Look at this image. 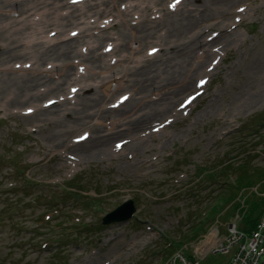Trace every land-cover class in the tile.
I'll return each mask as SVG.
<instances>
[{"label":"rangeland","instance_id":"1","mask_svg":"<svg viewBox=\"0 0 264 264\" xmlns=\"http://www.w3.org/2000/svg\"><path fill=\"white\" fill-rule=\"evenodd\" d=\"M97 1L100 0H89V3ZM119 1L114 4L117 8L122 7ZM166 1L162 6L144 10L143 15L147 18L155 15L157 20L166 14L174 17L181 12V6L188 8L200 3L183 0L176 10L169 11ZM83 3L87 5V2ZM239 4L252 7L234 26L240 33L239 42L216 55L211 73L198 76L199 84L182 90V95L179 93L174 103L181 101V111L166 116L162 126L153 128V137L146 140L150 148L147 151L134 154L125 145L113 155H97L79 161L71 149L49 144L46 135L59 126L55 123L42 125L38 117L44 114H38L37 110L24 114L21 107L27 104H10L7 109L0 110V264H163L164 254L171 250L169 241L181 244L196 226L207 223L208 215L204 213L210 206L222 204L217 209L221 213L218 219L222 224L227 222L230 207L211 196L217 195L223 183H230L238 175L237 170L230 173V168L248 162V166L264 170V98L249 110L237 111L235 106L238 98L259 90L261 80L255 79L252 68L258 62L264 67V0H240L236 5ZM258 4L263 6L256 8ZM95 5L93 3V7ZM88 15L89 12L82 15L81 20L85 17L83 24L96 21L95 34L102 31L115 38L96 40L94 50L102 54L103 63L113 66L107 74L119 72L120 75L117 70L125 62L119 58L126 50H118V44L122 42L118 39V28H104L103 22H99L103 19L111 25L118 23V18ZM135 16L125 19L135 21L136 25L139 22L136 23ZM52 27H44L38 36L45 39L44 30ZM211 29L203 34H208ZM51 37L59 41L62 33L57 31ZM95 38L93 35L88 40ZM73 39L78 40V36ZM144 40L133 42L136 45L132 50L134 56L144 55L149 51L147 47L156 46L148 39ZM80 43H74L77 52ZM105 43H112L107 52L103 48ZM157 58L152 60L157 61ZM72 71H75L74 67ZM67 84H64L63 94ZM123 89L105 99L104 106L113 103L109 101L124 93L126 89ZM92 91L77 90L67 106H77V99ZM131 99L122 105H128ZM151 99L155 100L156 96ZM105 117H100L99 122L107 124ZM81 132L87 134L85 129L78 128L69 134L70 138ZM88 133L91 135L90 130ZM88 140L85 139L81 146L87 145ZM110 145L112 147V143ZM12 154L19 158L14 175L10 165L15 160L9 158ZM204 177L208 178L205 180ZM212 177H216L214 182ZM71 178L74 181L72 187L66 184ZM254 187L243 186L231 203L241 202L247 207L249 196L264 197L263 189ZM221 193L226 198V192ZM126 198L132 201L133 214L124 221L101 223L100 217ZM225 231L226 228L220 234ZM188 241L186 239L185 243ZM213 249L198 251L200 256L211 253L203 262L220 263L228 258L229 254H216Z\"/></svg>","mask_w":264,"mask_h":264},{"label":"bare ground","instance_id":"2","mask_svg":"<svg viewBox=\"0 0 264 264\" xmlns=\"http://www.w3.org/2000/svg\"><path fill=\"white\" fill-rule=\"evenodd\" d=\"M117 1L100 0L89 3L87 0V5L82 2L72 8L68 5L69 0H0V110L7 109L10 104H27L21 109L33 107V111L44 114L38 117L42 125L55 123L59 126L56 131L46 135L49 144L55 148L71 149L79 161L97 155H113L125 145L134 154L150 149L146 140L153 137L152 127L162 124L166 116L179 113L178 103H174L176 97L179 93L182 95V90L186 91L199 84L198 76L211 73L218 53L231 49L239 42L240 33L234 26L239 24L248 10H252L249 5L247 8L241 4L236 5L240 0H194L200 3L188 8L181 6L178 16L170 17L166 14L164 18L157 20L155 15L147 18L143 11L157 5L162 6L164 0H120L121 8L114 6ZM170 1L167 0L165 5ZM93 3L96 4L94 7ZM176 4L174 2L171 7L177 8ZM262 6L263 4H258L256 8ZM243 8L244 11H239ZM36 9L40 11L29 18ZM62 9L69 10L60 12ZM29 11L32 12L26 14ZM85 12L90 13L87 17L96 14L103 15L101 18L111 15L118 18V23L112 22L110 25L108 22L105 26L118 28V39L122 40L118 44V50H126L119 58L125 62L117 70L120 75L119 72L107 74L106 71L113 66L103 63L102 54L94 50L96 40L102 37L115 38L99 31L95 39L87 41L91 37L87 30L95 29V23L89 25L86 22L84 26H77L84 23L85 17L81 18ZM133 15H136L134 20L138 19L136 23L139 22L136 25L135 21L133 23L125 19ZM100 21L103 22V19ZM72 24L76 25L68 30L78 28V40L73 39L75 37H64L58 41L57 38L44 39L38 36L42 28L48 25L53 27L44 30L45 33L53 29L63 33L66 30L64 28ZM209 29L213 32L204 35L203 32ZM33 30L34 33H31ZM144 39L153 42L159 53L148 56L146 52L145 55L134 56L132 50L136 45L133 42L145 41ZM78 41H81L78 48L86 46L85 53H81V47V52L76 51L74 43L77 45ZM156 56L157 61H153ZM73 57L79 58L76 66L85 64L87 73L83 75L78 74L77 70L72 71L75 65L70 59ZM26 62L31 63L27 65ZM47 63V67H40ZM260 65L258 62L252 68L255 79L261 80L259 90L250 92V96L238 98L235 105L237 111L249 110L263 100L264 67ZM70 81L73 83L67 84L65 95L72 86H77L80 91L93 90L90 94L79 97L77 106L74 107L67 106L71 99L62 95L64 84ZM122 88L129 93L115 104L116 108L104 106V100ZM44 96L55 104L47 107L44 103H39ZM151 96H156V99L152 100ZM129 97L132 99L128 105L121 106V101H126ZM113 101L114 99L109 102ZM134 108L138 110L132 113ZM231 113L234 114L233 111ZM102 116L108 118L107 124L99 122ZM152 122L155 123L152 125ZM78 128L91 131V135L87 136L89 143L85 146H81L83 141H71L69 134Z\"/></svg>","mask_w":264,"mask_h":264},{"label":"built area","instance_id":"3","mask_svg":"<svg viewBox=\"0 0 264 264\" xmlns=\"http://www.w3.org/2000/svg\"><path fill=\"white\" fill-rule=\"evenodd\" d=\"M236 217V215H235ZM217 228L212 227L205 235L191 245V259L182 253L171 257L168 264H200L204 257L198 251L213 249L217 253H228L229 259L222 264H264V217H262L249 233L236 228L234 222L226 226L221 236ZM230 235V236H229ZM195 249V252L193 250Z\"/></svg>","mask_w":264,"mask_h":264},{"label":"trees","instance_id":"4","mask_svg":"<svg viewBox=\"0 0 264 264\" xmlns=\"http://www.w3.org/2000/svg\"><path fill=\"white\" fill-rule=\"evenodd\" d=\"M247 163L248 162L246 163L243 162V164H238L236 165V168H233L229 165L228 169L231 167L230 173H233L237 170V172H239L238 175H236L230 183L229 182L223 183V185H221L222 187L219 188V192H217L218 194L211 196V199L213 200L220 199L223 204L225 205L228 204L227 207H230V210L228 208V215L231 214V212L234 210V208L237 205V203L236 204L231 203L232 199L235 198L236 194L241 188H243V186L249 184L255 185L256 190L263 189L262 191H264V170L263 169L261 170L258 167L248 166ZM204 178L206 180L208 177H204ZM212 180L214 182L216 180V177H212ZM73 183L74 181L73 179H71L70 181H68L67 184L71 186V184ZM223 191L226 192V198L222 197L221 192ZM246 204H247L246 210L244 211L238 226L246 231H249L254 226L255 222L257 221V218L263 213L264 197L257 196L256 198H254L253 195H251L248 197V200H246ZM221 205L222 204H220L219 207H221ZM219 207L218 205L210 206L209 210H207L208 213L207 218L209 221L207 220L206 221L207 223H203V224L200 223V225L196 226V228L192 230L191 235L185 236V239L184 240L182 239L181 242L185 241L186 239L188 240L193 239L198 235H200L202 232H204L207 225L212 220L213 216L218 212L217 209ZM172 243L171 245L173 246V248L179 246V244H172Z\"/></svg>","mask_w":264,"mask_h":264},{"label":"water","instance_id":"5","mask_svg":"<svg viewBox=\"0 0 264 264\" xmlns=\"http://www.w3.org/2000/svg\"><path fill=\"white\" fill-rule=\"evenodd\" d=\"M134 211L131 199H126L124 202L116 206L114 209L106 213L102 218V223H109L113 221L126 220Z\"/></svg>","mask_w":264,"mask_h":264},{"label":"snow or ice","instance_id":"6","mask_svg":"<svg viewBox=\"0 0 264 264\" xmlns=\"http://www.w3.org/2000/svg\"><path fill=\"white\" fill-rule=\"evenodd\" d=\"M177 3H179V0H176ZM174 6V5H173ZM239 11H244V9H239ZM201 83H204L203 81H201Z\"/></svg>","mask_w":264,"mask_h":264}]
</instances>
